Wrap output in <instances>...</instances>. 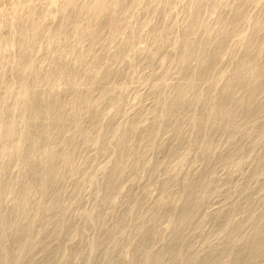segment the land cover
I'll list each match as a JSON object with an SVG mask.
<instances>
[{
    "label": "rangeland",
    "instance_id": "1",
    "mask_svg": "<svg viewBox=\"0 0 264 264\" xmlns=\"http://www.w3.org/2000/svg\"><path fill=\"white\" fill-rule=\"evenodd\" d=\"M51 1H57V4L44 8ZM64 1L30 0L29 3L39 8L37 12L40 11L38 15L41 17L45 12L49 14L57 11ZM89 1L79 0L80 6ZM113 1L107 0L109 5ZM187 2L161 0L156 7L154 3L151 4V0H141L140 3L138 0H124L122 12L133 17L130 20L134 24L130 26L134 25L131 29L133 32L136 29L134 35L137 38L133 36L135 41L131 37L130 42L128 39L126 45L122 44L124 38L132 34L129 27L119 30L116 35L109 33L123 19L122 14L117 13L104 24L102 35L95 41L91 51L87 50L90 44L86 39L79 42L72 52L63 43L44 45L51 38H59L57 33L61 23L74 12L68 11L53 19L46 15L44 21L41 18V31L34 36L40 41H36L38 46L35 45L39 48H33L34 52L32 50L33 53L30 52L24 62H39L59 56L73 63L74 54L81 51L84 54L82 74L71 79L86 77L89 80L87 90L92 96L100 94L101 87L110 90L98 110L84 114L72 110L79 103L78 94L81 93L76 91L75 81H60L45 87L41 84L48 81L45 70L50 71L53 67L51 63L41 62L40 68L44 71L41 76H36V73L25 71V65L18 62L22 53L20 48L23 50L17 45L19 34L16 31L18 33L20 28L16 31L10 29L13 17L9 12L24 1L0 0V46L2 43L8 44L6 52L0 53V96L7 94L9 98L7 101L0 100V204L4 208L0 210V225L10 224L13 219L16 223L25 219L33 224L34 235L37 232L47 235L39 236L32 250L27 252V259L32 264H103L106 257L100 256L101 251L93 258H88V255L92 243H99L103 248L109 244V240L95 237V226L86 227V221L99 217L104 220L107 229H112L115 221L119 222L132 210L135 215L131 217V224L127 225L126 230H132L133 225L143 222L148 224L149 231L157 236L152 248L162 247L179 228L182 229L184 244L177 252H181V255L198 252L203 259L209 258L212 254L210 245L226 241L222 237L224 232L240 233L239 229L232 230L228 226L238 221L243 208L253 217H258L264 211V108L247 115L249 123L238 133L212 132L215 149L210 154L200 149L205 132H197L194 128L195 120L190 114L195 111V106H183L172 123L154 119L157 112L163 109L166 99L159 100L161 95L168 93L169 97H166L170 98L174 95V85L194 75L193 71H188L186 76L184 72L174 71V74L171 71L167 77L166 73L178 55V51L171 46L175 45L181 28L190 19L184 14ZM236 2L248 12L249 18L239 30H229L224 48H231L235 53L222 57L217 63L222 64L219 68L224 65L227 70L239 61L243 51L250 46L252 51L264 50V35L257 42L259 46L253 44L251 36L252 23L264 14V0ZM216 15V11L205 13L203 22H212ZM224 15L233 19L235 13L225 11ZM25 19L24 16L22 20ZM67 33H73L71 27ZM200 33L198 41L202 39ZM254 55L260 57L259 67L264 68V51ZM89 67L97 68L101 76L87 75ZM214 69L211 77H205L208 83L222 80L216 67ZM67 73L61 71L55 77L60 80ZM17 77H21V84L14 83ZM33 81L37 87L29 91L26 99L18 102V109L9 116L8 112L14 108L18 94L28 89ZM166 83L170 86H165ZM243 93L244 90H241L235 98ZM41 95H46L41 104L50 105L61 101L56 104L57 107L68 114L61 127H54L45 138L41 135L43 121L37 105L31 104L33 97ZM258 100H264V90L258 94ZM213 105L209 103L210 107ZM115 108L120 111L115 113ZM78 116L82 125L74 128V120ZM93 117L98 118V121L106 120L105 126L101 124L100 128L109 131L102 135L99 142L98 139L87 141L93 139L100 129L99 126V129H88ZM25 118H30V122L25 123ZM104 120H100V123ZM12 121L22 123L12 136H7L5 131ZM119 127H124L119 138L127 141L128 148L121 161L116 159V147L113 148L118 138L113 131ZM247 132H251V137H245ZM36 140H39V145L34 147L32 142ZM69 142H72V146ZM17 145L20 148L15 151ZM5 150L11 151L12 155L3 158ZM25 155L30 156V159L25 160ZM30 161H33L32 167L29 166ZM54 167L58 168V172L53 185L55 188L52 189L60 187L66 191L44 193L48 174ZM114 168H117L116 184L102 190L100 187L109 177L107 172ZM24 182L29 188L27 201H21V183ZM189 192L194 193L196 200L200 199L202 203L198 208L192 207L185 212L181 205ZM54 205H57L56 211L49 214L47 208ZM184 217L189 220L187 225L181 222ZM61 224L68 225V228H57ZM2 227L0 264H14L19 246L28 238H9L8 231H2ZM115 239L119 243L117 253H121L120 264H145L138 251L130 247L125 235L117 234ZM59 246L64 254L58 256L52 250ZM234 250L233 246H228L225 254L217 256L225 261L231 260ZM116 257L108 259L110 264H117Z\"/></svg>",
    "mask_w": 264,
    "mask_h": 264
},
{
    "label": "bare ground",
    "instance_id": "2",
    "mask_svg": "<svg viewBox=\"0 0 264 264\" xmlns=\"http://www.w3.org/2000/svg\"><path fill=\"white\" fill-rule=\"evenodd\" d=\"M23 1L24 3L22 5L14 6L9 12V14L13 17V24L10 29H15L16 31L19 27L20 30H23H19L21 34L22 32L24 33V30L26 31V34L22 35H20L19 32L17 33L18 30L16 31V34H19L17 36V45L23 47V50L20 48L22 53L18 62L20 61L19 63L21 65H25V71L36 73V76H41L42 71H44L43 68H40L41 62L51 63L54 68L51 67L53 69L50 68V71L45 70L48 81L42 83L41 85L49 86L55 85L60 81L62 83L75 81V89L81 93L78 94L80 99L79 103L75 104L72 110L79 111V113L84 114H89L98 110L104 99L110 93V90L101 87L100 94L92 96L87 90L89 80L86 77L83 79H71L75 75L82 74L81 67L84 61V54L81 51L74 54L73 63L62 59L59 56H55L50 59H43L39 62L28 63H25L24 59L26 56L30 55L33 48H39L36 47L38 46L36 45V41L38 40L34 39V36L41 31V24L43 23H41V21H44V18L49 16L50 19L56 18L68 11H72L74 14L61 23L57 33L59 38H51L47 41L48 44L44 43V45H56L57 43H63L65 48L72 52L73 48L77 46L79 42L86 39L90 44L87 50L91 51L95 41L102 35L104 24L117 13H121L123 19L111 28L109 33L116 35L119 30H125L129 27L130 31L132 30V34H124V36H128L127 38H124L125 41H123L122 44L128 41V39V42H130L131 37V39L135 41L133 38H137L136 35H134L136 29H134L135 31L133 32V29L131 28H133L134 25L133 27L130 26L134 24V22L132 23L130 20L133 17L127 12H122V4L124 0H114L111 5L108 4L107 0H90L81 6L79 0H65L63 4L59 6L57 11L49 13L50 15L45 12V15L41 17L38 15L40 14V11L38 10L39 13L37 12L38 7L32 6L29 3L30 0ZM160 1L161 0H151V4L154 3L157 7V4H159ZM140 2L141 0H138V3ZM56 4L57 1H51L48 3V6L44 8H51ZM203 4L204 8H202ZM44 8L42 9L44 10ZM184 8V14L187 15V17H190V19L181 28V33L175 45L172 44L171 46V48L178 51V55L172 67L167 68L168 70L166 69V73H168L167 77L170 76L169 72L171 73V71L173 73L174 71L180 73L184 72L185 76L188 71H193L194 75L188 79L186 77V80L174 85L175 87L171 85V87L173 86L172 92L174 95L170 96V98H168V91L166 92L167 89L164 90L167 94L163 93L159 99L164 100L166 98L162 106L163 109H160L157 112L154 119L157 122L161 121L162 123H166L171 121L170 123H172L173 119L177 116L183 106H195V111L190 114V116L195 120L194 128L197 132H205L204 141H201L200 143V149L205 154H210L215 149V144L212 140V132L219 131L224 133L226 132L228 134L238 133L249 123V120L246 119L247 115L264 108V100H258V94L264 90V68L259 67L261 64L260 57L254 55L261 54L264 50L252 51V46H250L247 50L243 51V56H241L239 61H237L229 70L225 69L224 65L219 68L222 64L217 65V63L222 59V57L225 58L226 55L235 53V51L231 48L226 50L224 48L229 30H239L242 28L249 18L248 12L244 11L242 5L236 2V0H188L187 5H185ZM214 11H216L217 14L215 19L209 23L203 22L204 20L202 16L207 12ZM225 11L233 14L235 13L233 19L226 17L224 15ZM41 14H44V12ZM24 16L27 18L25 21L22 20ZM261 16L256 18L251 26V36L254 39L253 44L255 46L260 45L257 42L264 35V14H261ZM42 17L43 19L41 20ZM128 18L130 21H128ZM70 27L73 30L71 35L67 33L68 28ZM199 32H201V36L199 35V37L200 39L202 37V39L198 41ZM111 37L113 36L111 35ZM196 37L197 39H195ZM39 42L40 41H38V43ZM126 43L124 45H126ZM182 44H185L183 45L184 47ZM44 45L42 44V46ZM7 47L8 44L2 43V46H0V53L4 54ZM214 47L216 49H214ZM135 51L136 50H134L133 53L136 54L137 52ZM215 67L222 76V80L220 82L214 80V83H208L205 77H211L215 71ZM255 68L257 69L254 70ZM61 71L68 73L60 77L59 80L55 77V75L59 74ZM88 71L89 72L86 73L87 75L93 74L94 76H101L100 72L95 67H89ZM14 83L21 84V77H17ZM166 85H168V87L170 86V84L167 83L165 86ZM35 87L37 86H35L33 81L32 85L28 87V89L23 90L18 94V100L14 108L8 112L9 116L18 109V102L22 99H26L29 91H32L31 89ZM241 90H244V93L235 98ZM166 95L168 97H166ZM45 96L46 95L35 96L31 100V104L34 106L37 105L41 121H43L41 135L44 138L54 127H61V124L68 116L65 110H59L56 105L61 101H57L56 103H52L50 105L41 104L40 102H42ZM8 99L7 94L0 96L1 101H7ZM211 102L214 104L213 107L209 106V103ZM118 111H120V109L115 108V113H118ZM97 119L93 117V119L89 121L88 129L94 130L97 126L100 128L101 124H104L102 126H105L106 120L100 119L102 121L104 120V122L100 123L101 121H98ZM24 121L25 123H29L30 118H25ZM21 123L22 121H12L6 129L5 135L12 136ZM80 125H82V120L79 119L78 116L76 120H74L73 127L77 128ZM103 128L104 127H101L99 130L96 129L97 133L93 136V139H87V141L90 142L95 139H98V142L101 141L103 138L102 135L109 132ZM123 128L124 127H119L113 131L114 135L118 136L113 146V148L116 147L115 154L118 161L124 159L128 151L126 145L127 141H123L119 138V133H121ZM245 137H251V132H247ZM32 144L34 147H37L39 145V140L33 141ZM69 145L72 146V142H69ZM19 148L20 145H17L15 151H18ZM54 154L55 153H51V155ZM11 155L12 152L9 150H5L2 153L3 158L10 157ZM23 158L28 160L30 159V156L25 155ZM28 163L29 166L32 167L33 161ZM57 172L58 168L54 167L52 168L50 174H48V183L45 187L44 193H48L49 191H66L60 187L55 190L52 189L55 188L54 186L56 183ZM107 175L109 177L107 178L105 184L100 187L102 190L108 189L112 187L113 184H116L115 177L117 175V168H114L111 172L108 171ZM27 186L28 184L26 182L21 183V201H27V198L29 199V188ZM201 203L202 201L200 199L196 200L194 193L189 192L185 196L181 206L185 212H188L192 207L198 208ZM2 209L4 210L0 204V210ZM56 209L57 205L47 208L49 214H53ZM134 213L135 211L132 210L119 222L115 221V225L112 229H107L106 224L103 222L104 220L99 217L87 220L86 227L94 228L95 226V237H106L109 240V244L103 248H101L99 243H92L88 258H93L97 252L99 253V251H101L102 254L100 253V256L103 258L106 257L103 264H110L108 259L112 256H117V264H120L121 253H117L119 243L116 241L115 235L123 234L125 235L126 241L130 244V247L138 251L140 259L144 261L145 264H264V211L260 213V217H253L250 212L243 208V211L240 212L242 215L238 217V221H235L233 224L228 226L229 228H233L232 230L239 229L240 233L229 234L224 232L222 237H225L226 241L223 244L213 246L210 245V252L212 254L209 255V258L204 259L198 252H186L185 255H181V252H177L184 244V240L182 239V229L179 230V228L173 232V235L166 243H164L162 247L158 246L157 249L152 248L151 246L154 245V241L157 236L149 231L148 224L143 222L141 224L133 225L132 230H126L127 225L131 224L130 219ZM20 215H22V213ZM188 221L187 217L181 219V222L186 225L188 224ZM58 226L59 227L57 228H68V225L64 224ZM0 227H2V231H8L7 235L9 238L16 239L20 236H26L28 238L19 246V249L15 254L14 264H32V262L27 259V252L32 250L34 241H38L39 236L47 237V235L45 233L38 232L34 235L33 224L26 222L25 219H22L17 223L15 222V219H13L10 224L0 225ZM228 246H233L235 248L233 252L234 257L231 260L225 261L220 259L217 254H225L226 247ZM52 251L58 256L64 254L61 246ZM48 260H50L49 257ZM44 263H46V261H44Z\"/></svg>",
    "mask_w": 264,
    "mask_h": 264
}]
</instances>
